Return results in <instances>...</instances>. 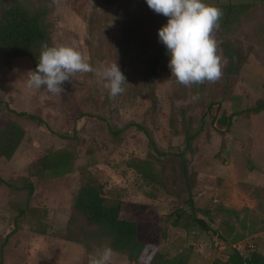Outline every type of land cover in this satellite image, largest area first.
Returning a JSON list of instances; mask_svg holds the SVG:
<instances>
[{"label": "rangeland", "instance_id": "obj_1", "mask_svg": "<svg viewBox=\"0 0 264 264\" xmlns=\"http://www.w3.org/2000/svg\"><path fill=\"white\" fill-rule=\"evenodd\" d=\"M22 1L47 7L51 46L73 45L94 69L117 60L129 83L110 97L92 71L50 93L27 86L32 57H0V129L14 120L24 132L12 155L0 156V264H88L99 254L103 247L85 237L87 224L72 206L82 167L98 178L107 202H120V217L136 221L146 243L138 261L114 251L112 264H153L157 254L223 264L233 247L220 248L218 239L240 242L245 255L256 250L254 234L264 230V108H246L264 100V0H208L233 7L235 20L212 33L222 74L187 86L172 75L158 39L167 17L146 0ZM123 31L131 51L121 59ZM156 56L153 79L133 77L135 63L148 67ZM11 110L36 113L43 123ZM53 152L69 155V171L42 168L39 160H54ZM136 159L148 160L150 171L134 167ZM193 216L215 231L200 229Z\"/></svg>", "mask_w": 264, "mask_h": 264}, {"label": "trees", "instance_id": "obj_2", "mask_svg": "<svg viewBox=\"0 0 264 264\" xmlns=\"http://www.w3.org/2000/svg\"><path fill=\"white\" fill-rule=\"evenodd\" d=\"M221 8L223 15L219 22L224 20L230 23L235 20L231 17L233 8L231 5L224 4ZM131 21L136 22V18H132ZM129 25L130 23L127 22L126 26ZM129 33L126 31L121 33L118 53V57L121 59L131 51V45L128 40H125ZM49 34L48 9L45 5L32 7L22 0H0V57L3 61H10L20 56H30L36 68L43 46H51ZM132 40H135V37ZM225 53L228 56L231 55L228 50ZM160 60V57H154L148 67H141L135 63L133 77L142 76L145 79L146 75H150L149 79H153ZM263 108L264 100H260L247 107L246 110L259 112ZM11 111L36 124L43 123V119L36 113ZM23 133V129L18 123L14 120L7 121L0 129V156L9 158L12 155L22 139ZM186 145L190 147V138L187 139ZM51 155L54 160H49L46 155L39 160L43 169H50L54 173H64L70 170L71 160L66 152H53ZM149 164L148 160L140 159L132 162L134 167L145 169L148 172L152 167ZM182 169L186 170L185 164H182ZM149 177L153 179L151 176ZM28 187L29 191H32L30 182H28ZM187 202L191 211L194 212L195 201L192 196H189ZM72 206L87 224L85 226L88 231L85 230L87 232L85 237H90L102 247L110 246L115 252L125 254L129 261H138L146 243L137 237L136 221L120 217V202H107L102 184L95 174L86 167H82L79 171V186L73 197ZM177 217H180V214H177ZM192 219L200 229L206 232L215 231L206 219L197 216H193ZM70 237H73L71 240H75L74 238L79 239L82 236ZM223 241L233 243L224 239ZM156 258L160 259L158 264H188L187 254L173 256L157 254L153 258V264H156ZM223 264H264V254L257 250H251L245 255L242 251L233 248Z\"/></svg>", "mask_w": 264, "mask_h": 264}, {"label": "clouds", "instance_id": "obj_3", "mask_svg": "<svg viewBox=\"0 0 264 264\" xmlns=\"http://www.w3.org/2000/svg\"><path fill=\"white\" fill-rule=\"evenodd\" d=\"M147 5L167 20L158 28V39L170 56L168 66L176 81L183 85L215 81L222 74L217 41L212 35L219 28L223 9L208 0H146ZM96 71L105 80L110 97L125 91L129 83L117 60L94 69L88 57L73 45H44L36 68L30 70L27 86L46 87L50 93H62L65 81L77 73ZM114 250L104 246L89 256L88 264H112Z\"/></svg>", "mask_w": 264, "mask_h": 264}, {"label": "crops", "instance_id": "obj_4", "mask_svg": "<svg viewBox=\"0 0 264 264\" xmlns=\"http://www.w3.org/2000/svg\"><path fill=\"white\" fill-rule=\"evenodd\" d=\"M231 194L232 193L230 192V195ZM231 201H232L231 207L235 206L234 208L237 209L238 206L240 205L238 200L231 199ZM251 207L257 209L256 201L254 199H251ZM263 212H264V209H263ZM254 235L257 236V239H256L257 243L254 244V246H256V250L264 254V230L263 229L261 231L258 230L256 231Z\"/></svg>", "mask_w": 264, "mask_h": 264}, {"label": "built area", "instance_id": "obj_5", "mask_svg": "<svg viewBox=\"0 0 264 264\" xmlns=\"http://www.w3.org/2000/svg\"><path fill=\"white\" fill-rule=\"evenodd\" d=\"M216 245H218L220 248H223V247H226L228 245H230L231 247L233 248H236L240 251H242V244L240 242H233V243H226L225 241L223 240H217L216 241ZM250 247H252V244H248Z\"/></svg>", "mask_w": 264, "mask_h": 264}]
</instances>
